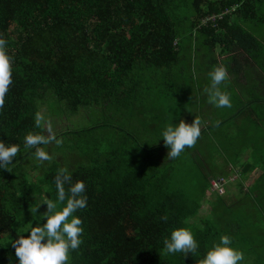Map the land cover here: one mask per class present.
<instances>
[{"label": "trees", "instance_id": "1", "mask_svg": "<svg viewBox=\"0 0 264 264\" xmlns=\"http://www.w3.org/2000/svg\"><path fill=\"white\" fill-rule=\"evenodd\" d=\"M263 16L264 0H0V38L13 61L0 140L20 145L10 170H0V264H18L12 244L45 222L38 198L56 201L61 168L73 183H85L87 195V206L75 213L83 221V243L70 253V264H198L223 235L239 250L251 246L252 263L264 264V229L258 224L249 233L237 216L240 201L211 191L213 180L231 177L223 172L231 166L244 180L261 168L248 193L252 204L264 196V154L252 152L249 163L238 166L247 151L224 148L216 136L221 126L246 118L212 120L177 158L168 157L161 134L185 113L168 119L163 104L187 96L193 83L202 88L199 81L219 65V51L228 62L240 63L243 51L264 64V44L244 27L263 25ZM54 96L72 115L86 108L106 120L40 145L51 159L39 161L23 138L29 132L46 136L41 122L36 126L39 102ZM63 137L71 139L68 152ZM207 151L212 159L216 151L223 154L224 170L211 171ZM239 187L244 190V183ZM62 207L58 203L57 210ZM177 228L192 231L195 254L163 251V240Z\"/></svg>", "mask_w": 264, "mask_h": 264}, {"label": "clouds", "instance_id": "2", "mask_svg": "<svg viewBox=\"0 0 264 264\" xmlns=\"http://www.w3.org/2000/svg\"><path fill=\"white\" fill-rule=\"evenodd\" d=\"M12 62V57L7 51V41L0 38V108L3 107L5 96L13 83ZM209 78L211 83L208 89V102L216 108H231V95L221 88L229 79L227 68L223 65L215 66L209 72ZM36 126H40L39 119ZM161 134L168 149V157L177 158L186 147L193 146L200 137L201 121L196 118L189 124L180 120L179 123L166 126ZM50 142V137L35 132H29L23 138L24 147L35 148L33 155L39 161L51 159L50 155L39 147ZM19 152L18 143L8 144L0 140V170L9 171ZM65 185H68L67 190ZM55 186L56 201L49 199L43 204L47 206L44 213L45 222L35 224L27 235L19 236L12 244L18 264H70V253L83 243L81 239L84 232L83 221L75 213L87 206L86 185L83 181L73 183L69 170L61 168L55 176ZM58 203L63 204L59 210ZM162 219L166 221L167 216ZM163 244V251L166 254L184 253L187 256L189 253L195 254L199 248L198 241L188 228L173 230L170 238L166 237L163 240ZM232 244L233 241L228 235L221 236L198 264H241L244 253L234 248Z\"/></svg>", "mask_w": 264, "mask_h": 264}, {"label": "rangeland", "instance_id": "3", "mask_svg": "<svg viewBox=\"0 0 264 264\" xmlns=\"http://www.w3.org/2000/svg\"><path fill=\"white\" fill-rule=\"evenodd\" d=\"M244 27H246L247 30H249L251 33L256 35V37H258L259 40L264 44V24L261 25L257 22L256 23L248 22L244 25ZM194 72H195V75H198L197 70H195ZM194 84L195 83H193V85H191V87H189V89L187 90L188 92L185 93L187 96L183 95L180 97V99L174 100L175 102L173 101L165 102V104H163L164 107L161 110V115L165 113V116L168 117V119H170L169 117L171 118L172 116L175 117L179 114H182L185 111L184 118H183L184 121L192 123L194 122L196 118L200 120V117L202 116V114L207 111V105H206V102L201 103V97L198 94V89L195 90L196 86H194ZM228 90L229 89H227V91ZM54 99L55 100H50L49 102L46 101L45 103L44 101L39 102V109H40L39 120L45 129L46 136L50 137L51 139L56 136H60L63 133H67L69 131L78 130L82 128L84 129L92 128L95 126V123H99V122L104 123L106 120V117H104V115H100V117L99 116L96 117V114L91 115L92 112L90 114L88 111L91 109L87 110L86 108H82L78 114L72 115L61 108V106L66 108L64 103L60 102L56 98V96H54ZM188 100L191 102V105L188 108H186L188 105ZM224 110H225L224 113L231 111L229 108H226ZM109 123H111V121H109ZM117 125L119 124L116 123L115 126ZM128 128L134 129V127L132 128L129 126ZM153 128L157 129L156 127H153ZM110 130H111V133H116L114 128ZM140 139H141V136H140ZM70 140L71 139H68L67 137H63L61 139V144L64 145L63 151L68 152L65 146L69 144ZM215 141L217 142L216 138L212 137L210 142L215 144ZM55 145L56 143L52 145L54 150L56 149L55 147H57ZM211 146L213 145L211 144ZM79 148L82 150L81 147ZM69 149L71 152L72 149L71 148ZM45 151L49 154L48 150H45ZM90 152L91 150H89V153ZM207 153H208L207 158L205 157L204 158L206 159V165H208L209 168H211V171H218V169L224 170L225 165L221 159L223 157V154L218 153L216 151L214 155L215 159H212L211 153H209L208 151ZM193 160L195 161V159L190 158L188 162L190 161L194 162ZM223 172H226V173L230 172V174L232 172V174L234 175L231 177V179H228V180L227 179L213 180L212 185L215 186L218 184L217 182H221L222 184H224V188L221 187L219 189V188L214 187L211 191L213 192V190L215 189L220 195L224 196L231 202L240 201V204H238L237 206V210H238L237 216L238 218H242L243 225L245 226L244 229L248 230L249 233H252L253 229L257 227L258 224L261 227V229H264V196L262 198H257L255 204H252V202L249 200V195L251 194V191H249V188L252 186L251 184L255 181L256 174L252 173L249 175L248 178H246V180H244L245 178H243L244 176L241 174L242 171L240 170L238 171L237 169H231V167H229L226 169V171H223ZM237 173H239L240 175ZM242 183H244L245 188L244 190L241 191L239 185H241ZM211 191L208 193L207 199H206L209 202L213 200ZM38 201L40 203L41 210L43 212H46L47 206L43 205L45 202H42L39 198H38ZM208 205L209 204L206 203V206L202 210V213H201L202 216L207 214V211L209 210ZM262 236L264 237V234H262ZM233 247L239 249L238 246H233ZM250 248L251 246L249 245L242 246V249L240 251L244 253V260L241 262V264H247V262L249 261H251V264H253L252 263L253 256H254L253 252H248V249ZM261 249L264 250V247H261L259 250L261 251ZM244 251H247L248 253Z\"/></svg>", "mask_w": 264, "mask_h": 264}, {"label": "crops", "instance_id": "4", "mask_svg": "<svg viewBox=\"0 0 264 264\" xmlns=\"http://www.w3.org/2000/svg\"><path fill=\"white\" fill-rule=\"evenodd\" d=\"M220 53L219 51V53L216 54L218 64L225 66L229 74V79L221 85V88L222 90L229 89L228 92L231 95L232 108H229L231 111L224 113V109L226 108H216L208 102V89L211 83L209 72L212 71V69H208L206 79H201L202 76L198 73L196 77L201 79L199 84L203 81V87L199 88L196 82L195 90L198 89L201 103L203 98H205L207 105V111L202 114V118L200 117L201 131L213 125L212 120H216V122L218 121V123H220L225 119L231 120L235 114L245 117L246 119L243 122L239 121L236 123L232 121L231 124L227 126H221L219 132L216 133L217 130L215 131L216 136H218V138L221 137L220 139L223 141L224 148L227 147L237 151L243 149L247 151L244 155L245 158L236 164L242 166L249 163L252 152L254 155H257L256 158L264 154L261 152L264 150V64L262 65L253 61L249 55L245 54L243 51L239 52V54H241V62L236 64L231 61L228 62L227 59L230 57L229 55H221ZM215 66L216 65H212V68ZM239 68L243 69L237 72ZM197 80L198 79H196V81ZM184 114H182L181 117L179 115V118H181L180 120H183ZM169 118L171 119V117ZM172 118H174V116H172ZM180 120L176 123H179ZM187 123L191 124L190 122ZM256 151L260 152L258 153ZM223 163L225 162L223 161ZM260 169L261 168H258V170L254 172L256 178L260 175L259 173L262 172ZM233 175L234 174L231 172V177ZM231 177L229 179H231Z\"/></svg>", "mask_w": 264, "mask_h": 264}, {"label": "built area", "instance_id": "5", "mask_svg": "<svg viewBox=\"0 0 264 264\" xmlns=\"http://www.w3.org/2000/svg\"><path fill=\"white\" fill-rule=\"evenodd\" d=\"M212 19H214V18H211V19H209V20H212ZM218 184L217 185H215L214 187L215 188H221V187H223V184L221 183V182H217ZM224 188V187H223Z\"/></svg>", "mask_w": 264, "mask_h": 264}]
</instances>
